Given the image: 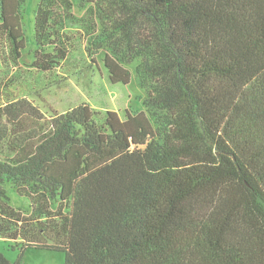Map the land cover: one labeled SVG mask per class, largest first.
I'll list each match as a JSON object with an SVG mask.
<instances>
[{"label":"trees","instance_id":"trees-1","mask_svg":"<svg viewBox=\"0 0 264 264\" xmlns=\"http://www.w3.org/2000/svg\"><path fill=\"white\" fill-rule=\"evenodd\" d=\"M27 1L0 0V68L54 70L90 11L87 57L142 107L1 105L0 238L64 264H264V0Z\"/></svg>","mask_w":264,"mask_h":264},{"label":"rangeland","instance_id":"rangeland-1","mask_svg":"<svg viewBox=\"0 0 264 264\" xmlns=\"http://www.w3.org/2000/svg\"><path fill=\"white\" fill-rule=\"evenodd\" d=\"M36 1H27L29 16ZM92 22L90 11H72V18L66 25L72 39L69 56L50 72H39L32 67L29 55L1 67L0 106L24 97L38 106L46 116L54 112L65 113L80 104L89 105L98 117L113 111L123 118L125 110L140 109L143 91L134 74L127 85L111 84L102 68L103 53L95 56V62L87 57L86 38L93 27ZM135 65L129 66L132 72ZM12 245L0 238V254L12 264H64L63 253L28 250L21 254L19 248H11Z\"/></svg>","mask_w":264,"mask_h":264}]
</instances>
